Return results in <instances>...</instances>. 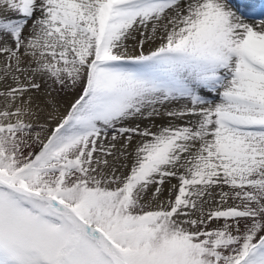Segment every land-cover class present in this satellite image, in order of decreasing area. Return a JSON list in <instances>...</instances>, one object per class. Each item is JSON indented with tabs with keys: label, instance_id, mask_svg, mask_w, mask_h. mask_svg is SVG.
Wrapping results in <instances>:
<instances>
[{
	"label": "snow or ice",
	"instance_id": "obj_1",
	"mask_svg": "<svg viewBox=\"0 0 264 264\" xmlns=\"http://www.w3.org/2000/svg\"><path fill=\"white\" fill-rule=\"evenodd\" d=\"M253 0H0V264H264Z\"/></svg>",
	"mask_w": 264,
	"mask_h": 264
},
{
	"label": "rangeland",
	"instance_id": "obj_2",
	"mask_svg": "<svg viewBox=\"0 0 264 264\" xmlns=\"http://www.w3.org/2000/svg\"><path fill=\"white\" fill-rule=\"evenodd\" d=\"M253 2L256 3L259 6V8L264 7V0H253Z\"/></svg>",
	"mask_w": 264,
	"mask_h": 264
}]
</instances>
